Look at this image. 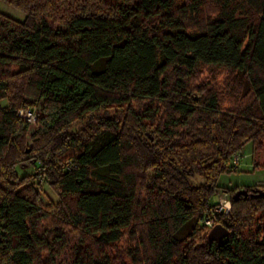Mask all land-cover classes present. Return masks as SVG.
I'll return each instance as SVG.
<instances>
[{"label":"trees","instance_id":"16d2710c","mask_svg":"<svg viewBox=\"0 0 264 264\" xmlns=\"http://www.w3.org/2000/svg\"><path fill=\"white\" fill-rule=\"evenodd\" d=\"M0 1L25 14L0 11V264L69 247V264H117L126 230L130 264H264L242 235L258 214L264 233V194L210 212L233 156L264 142V0ZM203 68L246 102L222 108ZM208 217L228 235L209 241Z\"/></svg>","mask_w":264,"mask_h":264},{"label":"rangeland","instance_id":"374dc122","mask_svg":"<svg viewBox=\"0 0 264 264\" xmlns=\"http://www.w3.org/2000/svg\"><path fill=\"white\" fill-rule=\"evenodd\" d=\"M174 5H180L185 0H173ZM0 11L14 17L16 19H23L25 14L15 9L14 7L10 6L9 4L0 1ZM228 75L227 70L223 68H215L213 70L208 68H203L202 73L199 75L196 82H208L213 84L215 88H218L220 97H221V106L222 108H228L232 106H237L242 101L243 103L246 102L245 98H242L241 92H234L232 89L226 88L225 79ZM247 98V97H246ZM2 105L6 104V101H2ZM33 109H19V116L29 122V120L23 116L26 112ZM103 111H100L102 113ZM109 113L113 112V110H109ZM37 118V117H36ZM36 120V119H35ZM33 122V121H31ZM81 124H76V127H80ZM30 143V142H29ZM30 144L27 146V152L30 151ZM237 166L234 170L223 173L218 178V185L219 190L217 196L215 195L212 199V203H217L221 199H226L230 201V210L228 213L232 212V197L234 193L239 189H246L245 187L249 186L250 188H255V186H261L260 189L264 190V142H262L261 148L254 149L252 144L247 143L244 148L243 152L239 154V160L236 162ZM40 165V164H38ZM25 166V165H24ZM20 172H28L31 173H38L41 172L40 167L35 166H26ZM40 184L43 190V198L45 202L52 200L54 202L58 201L56 194L51 190L48 184L40 180ZM238 187L234 192L229 191L230 189ZM254 225L251 228H244L242 231V235L245 238L249 239H258L261 240L264 238V233H258L260 226H262V218H260V214L257 215ZM53 225V221L51 218L44 219L42 221L41 227L43 230L50 228ZM207 227V233L211 231L213 225H205ZM70 244H74L76 240L71 238ZM135 245V241L130 235V230H126L122 238L111 244L108 250V254L112 257L117 256L119 263L122 260L125 261V264H130L129 258L127 257V252L130 248H133ZM71 247L67 248L61 256V264H69L68 258L71 256Z\"/></svg>","mask_w":264,"mask_h":264},{"label":"built area","instance_id":"2783aa9c","mask_svg":"<svg viewBox=\"0 0 264 264\" xmlns=\"http://www.w3.org/2000/svg\"><path fill=\"white\" fill-rule=\"evenodd\" d=\"M18 114L19 111H18ZM25 116L29 122L31 121H35L36 117H37V113H36V110L33 109V110H29L28 112L25 113ZM239 160V154H235L233 156V162L236 163L237 161ZM230 210V201L229 200H226V199H221L219 200V202L210 210L211 212V215H214L215 213H228ZM204 224L205 225H212V219L211 218H205L204 219Z\"/></svg>","mask_w":264,"mask_h":264},{"label":"water","instance_id":"95a60500","mask_svg":"<svg viewBox=\"0 0 264 264\" xmlns=\"http://www.w3.org/2000/svg\"><path fill=\"white\" fill-rule=\"evenodd\" d=\"M248 193L249 192L246 189H239L234 193L232 198L233 200H237L241 195L247 196ZM251 194H256V195L264 194V190L259 189L256 192H252ZM227 235H228V230L225 227L218 224L213 226L211 231L208 233V240L209 241L220 240L226 237Z\"/></svg>","mask_w":264,"mask_h":264},{"label":"flooded vegetation","instance_id":"af4514ba","mask_svg":"<svg viewBox=\"0 0 264 264\" xmlns=\"http://www.w3.org/2000/svg\"><path fill=\"white\" fill-rule=\"evenodd\" d=\"M260 187H261V186H258V185H257V186H255V188H251V191H249V192H250V194L252 193V191H254V192H255V191L259 190V189H260Z\"/></svg>","mask_w":264,"mask_h":264}]
</instances>
